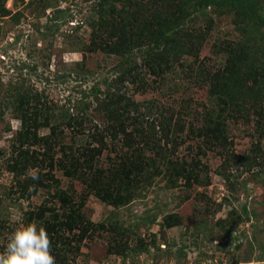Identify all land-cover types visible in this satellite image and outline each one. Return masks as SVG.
I'll return each mask as SVG.
<instances>
[{
	"label": "rangeland",
	"instance_id": "374dc122",
	"mask_svg": "<svg viewBox=\"0 0 264 264\" xmlns=\"http://www.w3.org/2000/svg\"><path fill=\"white\" fill-rule=\"evenodd\" d=\"M98 1L0 0V252L21 218L43 227L72 209L88 222L90 232L77 243L72 240L78 231L62 233L66 252L55 256L51 249L57 264H264V100L249 102L250 87H264L259 70L254 84L248 81L242 88L248 111L224 120L225 146L205 147L204 136L198 135L219 109L207 76L222 80L226 89L248 76L236 63L220 71V46L244 40L253 50L249 57L264 47V0H255L259 15L241 24L242 34L236 16L224 10L209 8L204 19L188 18L185 28L198 38L199 58L165 59L176 62L163 75L149 70L145 45L136 47L150 44V34L131 42L129 54V48H111L114 41L101 28L117 17L111 12L115 6L127 12L139 9L158 32L153 1L160 0ZM176 1L187 14L199 4ZM92 32L108 47L96 46ZM259 62L264 65V57ZM131 69L140 79L121 86L119 75ZM128 99L141 104L148 117L143 126L154 127L151 141L158 147L138 148L149 169L143 176L131 174L124 203L113 206L98 196L111 191L103 181L130 149L104 137L98 155L95 140L113 123L106 118L107 108L117 112ZM26 100L28 106L22 105ZM24 115L31 136L37 137L35 145L20 137L19 116ZM164 125L168 141L160 133ZM34 126H39L36 132ZM51 128L58 139L45 149L43 139ZM81 147L88 149L81 159L86 163L78 164L75 177H67L58 162L63 153L81 158ZM65 160L62 165L68 166L71 160ZM191 162L202 171L187 183L188 175L182 179L171 167L189 169ZM33 170L38 180L31 179ZM62 198L70 201L68 208ZM54 237L49 233L52 242Z\"/></svg>",
	"mask_w": 264,
	"mask_h": 264
},
{
	"label": "trees",
	"instance_id": "16d2710c",
	"mask_svg": "<svg viewBox=\"0 0 264 264\" xmlns=\"http://www.w3.org/2000/svg\"><path fill=\"white\" fill-rule=\"evenodd\" d=\"M198 2L199 4H197L196 9L192 13L187 14L186 8H184L183 6L184 4H178L176 0H160V3L157 1H153V4L156 8L154 10L156 12V17L159 22L158 32H153L152 23L146 24L148 20L145 19L143 13H141L139 9H134L133 12H127L124 10L117 9L115 8V6L112 7L111 12H117V17L115 19H112L110 23H106L107 25H103V27L101 26V28L105 29L104 31L108 32V39H112L114 41L110 44L111 48L116 50L129 48V54L131 52L130 47H128V45L131 42L134 43L139 41L140 36L144 37L145 33L150 34L152 36V41L149 40L150 44H139L136 47L141 48V45H145L146 49L142 53L143 58L151 62L149 64L151 67L149 70H151L153 74L163 75L164 72H168L176 62L174 61V63L172 64L171 61L168 62L165 59H168L170 57H174L175 59H177L180 58L181 55L192 57L194 61H197L199 58L198 45L200 44L198 38L196 39V37H194L195 35L193 31L185 28L186 21L188 18H190L191 20V16H196V18L204 19L206 15L205 12L209 8L224 10L225 13H232L234 14V16H236V21L234 22V24L236 26V30L240 31V33L242 34L243 32H245V29L241 30V24L243 22L247 23V20L250 18V15L253 18L259 15L258 7L255 0H199ZM100 3L101 0L98 1V5H100ZM178 17H182L184 19L179 20L180 18ZM174 19L176 20L175 22ZM237 19H239L240 21ZM161 20L164 21L163 26L161 25ZM205 21H207V24L212 23L211 19ZM92 36L96 37L94 38V42H97L96 46L104 45L108 47V44L105 42V39H102L95 32H92ZM220 49L221 57L224 58L223 69H220V71H225L229 67V64L236 63L238 66L245 67L247 69L248 76L245 82H240L239 84L234 85V88L230 89H226L225 85H221L222 80H216L214 78L211 79L207 76L208 81L212 84H209L212 87L209 90L210 95L215 96V98L218 97V99L216 98L215 104L216 107L219 108L217 109L216 119L205 115L208 117L205 120L206 124L205 126L199 128L198 135L204 136V146L208 148L213 144L217 143L221 144L220 148H223L225 146L227 138L225 134L223 135L224 130L222 126L225 124L224 120L231 118L235 119L238 115L241 114V112L246 113L248 111V108L246 109L247 103L245 102V97L243 95L242 88H246V83L248 81H251L254 84L256 70L260 71L259 73L261 79L264 78V65H260L259 62V60L264 57L263 46L259 48L261 53H259L258 55H254L253 53L251 57H249V54L253 50L251 47L248 46V44H244V40H242L241 43L237 42L235 44L231 42L223 43L220 46ZM155 50H159V53L156 54L154 52ZM214 53L217 54V52ZM132 70L133 69L128 70V72L119 75V82L121 86L125 82L130 81V83L133 84L140 79V73L137 72L136 69H134V72H131ZM257 88H260L262 90H257ZM263 88L264 87L258 85H253L252 87H250V103L253 104L254 102H256V99L258 97L264 100ZM240 91L242 93H240ZM107 101L104 100V102H107L106 107H109L110 102L109 100ZM28 104L29 100H26L25 103H22V105L24 106H28ZM140 106L141 104L128 99L125 101L121 108L116 109L117 112H115V110L113 109L107 108L106 118L107 120L113 121V123L109 124V126L106 127L104 131H102L103 133L99 134V140H95L99 143L97 146L98 155L104 148V137H110L111 142L121 141L119 143H122V147L127 150L130 149L128 150L130 151V155H123V157L119 159V162H117L114 168L111 170L107 182L103 181V183L106 184V187L111 191L98 196L103 201L113 206H118L119 204L124 203L125 198L122 194L124 192H126V194L128 193L127 189L130 184L131 174L134 173V177L143 176L145 174V171L149 169L146 167L147 165H145L146 161L143 158V155L141 154L142 151H140L138 148H147L150 146V149L153 150L158 147L156 143H153L151 141L153 137L155 138L156 134L154 133V127L153 129H151L152 125H149L148 127L143 126V120L146 118L148 119V117L142 115V112L139 108ZM24 116H19V120L21 121L23 128L22 133H20V137L22 141H27L35 145L37 144V142L35 141L37 137L35 136V134L31 136V128L29 126L30 119L27 118L26 115ZM221 118H223V120L219 121V119ZM37 120V118L34 119L35 123L37 122ZM42 125H44L43 127H48V124ZM37 127L39 126H34L35 132L37 130ZM160 133L162 134L163 139L168 141V129L166 128V125L162 126V128L160 129ZM92 138H94V135L92 136ZM56 139L58 138H56L54 129L51 128L50 135L43 139V145L45 146V149H51L55 145ZM87 150L88 149H85V147L80 148V152L82 151L80 154L81 158H73L70 157V154L65 155V153H63V159L59 160L58 162V166L61 169L62 173L67 177H75L77 173L78 164L80 162L86 163L85 160L81 159L86 155ZM128 151H125V153H127ZM71 156L73 155L71 154ZM22 158L29 159L26 158L25 154ZM66 158H69L71 160L68 166L62 165V163L66 161ZM31 165L33 166L34 164ZM39 165L41 167L42 162ZM52 167L53 165L50 163L49 169ZM188 168L189 169L183 168L181 167V165L178 164L176 166L173 165L171 167L172 171H174L175 173H182V179L187 177L188 175V177L185 179L187 183H189V181L191 180L196 181L198 176V174H196V171L197 173H199L200 171H202V168H200L196 163L192 162L188 164ZM89 185L93 186V183ZM62 202L68 208V204L70 203V201L66 198H62ZM78 207L81 208L82 204L81 207ZM68 210V213L61 214L60 217H56L58 218V220L55 223L44 224L43 226L48 234H55V237L53 238L52 242V249L54 251L53 253L55 256H57V254H61V251L66 252L67 243H65L66 241L63 238L64 236L62 233H72L74 232V230L78 231L77 236L73 234L72 240L77 243L80 242L83 237H86L90 232L89 227L87 226L89 225L88 222L84 223L82 221L79 213L77 212L78 210ZM91 226L96 227L97 224L91 223ZM67 241L71 242V240Z\"/></svg>",
	"mask_w": 264,
	"mask_h": 264
},
{
	"label": "clouds",
	"instance_id": "9594fccd",
	"mask_svg": "<svg viewBox=\"0 0 264 264\" xmlns=\"http://www.w3.org/2000/svg\"><path fill=\"white\" fill-rule=\"evenodd\" d=\"M31 179H39L35 170ZM51 249L52 241L46 229L36 223H24L21 218L0 252V264H57Z\"/></svg>",
	"mask_w": 264,
	"mask_h": 264
}]
</instances>
